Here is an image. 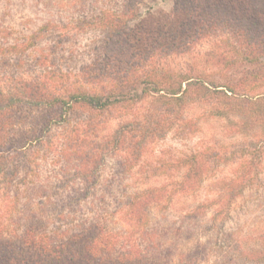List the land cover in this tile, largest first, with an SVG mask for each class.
<instances>
[{
	"label": "rangeland",
	"instance_id": "obj_1",
	"mask_svg": "<svg viewBox=\"0 0 264 264\" xmlns=\"http://www.w3.org/2000/svg\"><path fill=\"white\" fill-rule=\"evenodd\" d=\"M182 1L139 0L127 13V0H0V42L16 44L23 53L20 68L0 73V89H11L14 77L31 81L43 74L38 59L43 56L50 58L44 69L62 73L69 89L85 68L96 63L104 68L99 52L108 37L107 21L120 18L133 29L143 21L165 24ZM229 44L226 35H220L171 55L156 53L127 81L140 77L135 90L129 88L131 83L105 80L99 86L103 95L117 86L123 94L104 110L72 115L67 131L80 124L90 142L105 143L124 129L125 147L121 143L118 151L110 146L98 165L94 195L74 210L76 216L94 218L104 232L118 233V253L136 238L133 245L146 250L138 235L131 236L125 204L129 197L153 189L156 202L150 203L146 227L159 234L164 261L179 264L186 257L188 264H264V120L256 124L252 113L254 102L261 100L256 96L262 94L264 104V66L233 64ZM225 55L228 64L222 61ZM211 82L223 86L217 89L221 94H212ZM226 85L236 93H228L232 99L227 101L222 94ZM170 89L186 90L182 105L172 103ZM90 117L94 130L83 122ZM138 122L148 128L145 141L144 133L135 130L139 138L124 128ZM64 131L54 129L58 137L52 142L62 141ZM139 141L142 146L137 148ZM44 147L34 164L41 182L54 175L60 155L57 148ZM192 160L203 173L195 188L188 189L185 164ZM94 168L93 160L89 169ZM242 181L241 193L225 203L229 185ZM59 211L51 205L46 212Z\"/></svg>",
	"mask_w": 264,
	"mask_h": 264
},
{
	"label": "trees",
	"instance_id": "obj_2",
	"mask_svg": "<svg viewBox=\"0 0 264 264\" xmlns=\"http://www.w3.org/2000/svg\"><path fill=\"white\" fill-rule=\"evenodd\" d=\"M138 1L127 0V13ZM178 6L173 18L165 24L156 20L152 26L154 20L143 21L133 29L120 18L107 21L108 37L99 47L104 68L102 63L85 68L69 89L64 86L62 73L44 69L50 60L47 56L38 57L39 65L44 66L43 74L31 81L14 77L11 89H0V264H171L170 260H163L166 257L161 254L159 234L146 227V213L151 201L156 202L151 197L155 190L139 192L125 204L126 223L133 229L131 236L138 235L140 243L146 244L142 252L143 246L133 245L136 238L129 240L126 249L118 253L121 237L118 233L104 232L94 218L76 216L74 210L84 207L94 195L100 176L98 165L103 164L112 148L119 151L125 147L126 135L122 136V129L111 140L98 144L89 141V133L80 124L71 131L67 128L73 114L85 109L104 110L123 94L117 86L109 95H103L99 86L105 80L131 83L129 88L135 90L140 77L135 82L127 81L138 69H144L156 53L171 55L188 50L204 39L226 35L233 64L239 61L264 66V0H183ZM19 49L16 44L0 42V73L22 66L23 53ZM225 57L222 61L228 64ZM54 81L57 86H50ZM209 86L214 88L213 95L221 94L217 89L223 86L212 82ZM186 93V90H168L170 100L176 105L184 103ZM228 93L236 95L234 88L227 86L222 91L225 100L232 99ZM261 96H256L261 100L254 102L252 112L256 124L264 120ZM83 122L88 129L96 128L92 117ZM124 128H129L132 134L144 133L142 139L147 140L148 128L140 122ZM54 129L66 130L60 137L62 141L52 142L58 137L53 135ZM44 146L52 151L57 148L55 151L60 155L54 175L41 182L34 164ZM141 146V141L136 143L137 148ZM140 154L136 150V160ZM93 160L95 168L90 170L89 162ZM185 166H188L187 188L193 189L203 171L193 160ZM130 170L129 167L127 171ZM76 179L82 182L75 183ZM243 184L242 181L229 185L225 203L234 202ZM51 205L60 209L58 214L46 212ZM188 263L186 257L179 261V264Z\"/></svg>",
	"mask_w": 264,
	"mask_h": 264
}]
</instances>
